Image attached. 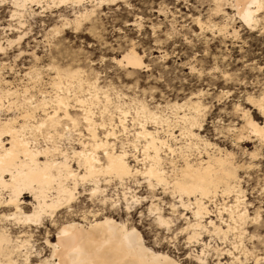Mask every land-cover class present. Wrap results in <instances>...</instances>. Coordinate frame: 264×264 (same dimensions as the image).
<instances>
[{
    "label": "rangeland",
    "instance_id": "1",
    "mask_svg": "<svg viewBox=\"0 0 264 264\" xmlns=\"http://www.w3.org/2000/svg\"><path fill=\"white\" fill-rule=\"evenodd\" d=\"M50 7L43 13L34 15L41 8L36 4L31 7L27 4L26 10L21 12V18L17 19L10 18L13 10L10 5L0 6V46L3 49L0 51V87L5 89L4 82H7V89H16L18 92L27 89L31 96V89L44 88V81L50 75L54 76L50 67H58L78 69L80 73H86L81 77L89 82L94 74H98L103 87L109 89L110 106L119 102L121 104L122 101L128 104L131 99L143 101L150 108L174 102L181 104L188 99L199 102L202 105L198 121L200 127L194 131L201 140L231 153L234 161L242 166L237 171V176L240 177L239 186L248 206V215L256 216L260 208L264 207L259 191L264 186V147L255 143L254 138L237 143L236 131L237 125H240L237 109L256 113L247 104V99H257L264 93V35L257 30L251 32L244 28L239 29L236 24L239 39L222 38L216 34L199 36L192 19H207L210 6L206 0H117L114 4L94 8L95 15L92 13L77 26L71 23L77 9L72 10L70 6L55 8L51 4ZM85 8L90 9L88 5ZM81 9L78 8L79 11ZM18 21H21V25ZM121 21L125 22L128 31L121 29L120 33L114 34L112 28L121 27ZM138 21L141 22V27L136 26ZM221 21V18L216 20L218 23ZM22 35L24 38L17 40ZM121 35L128 37L126 42L116 41L117 36ZM133 40L136 41L133 51L142 57V62L147 67L139 71L113 67V48L117 52L121 49L127 50L132 47ZM102 53L108 57L104 63H100ZM192 66L198 69L197 73L190 70ZM215 68L219 71H215ZM210 71L211 75L208 74ZM29 72L30 75L25 76ZM198 92L203 95L197 96ZM103 96L100 95L101 99ZM2 104L4 108L7 105L6 101ZM4 108L0 114L8 109ZM109 109L112 110L111 107ZM13 110L16 112L15 108ZM9 113L7 114L10 115ZM164 114L169 120H173L171 114ZM256 120L262 122L260 119ZM174 134L177 135V131ZM195 145L201 144L197 142ZM201 148L199 146V150ZM251 153L257 155L250 158ZM109 187L106 197L112 199L119 196V203L122 204L121 190L115 189L113 185ZM132 188L136 196H141V192L148 195L144 185H140L139 190L136 185H132ZM156 194L163 201L171 202L170 196H165L160 189ZM30 201L31 198L25 202ZM80 201L81 215L62 216L61 220H76L75 222L85 224L86 220H92L93 215L84 213L83 209L87 206L90 213L95 210L96 219L110 216L128 227H134L141 234L145 245L154 251L179 259L182 264H198L191 255L195 253L193 251L199 252L201 247L187 245L184 234L177 235L174 239V234L184 227L183 220L176 221V232L172 233L171 241L164 234L157 243L137 211L141 209L146 213L147 202L134 206L129 212L119 206L113 209L110 203L102 204L99 200L96 203L91 200L85 202L83 196ZM82 215L86 220H81ZM186 215L189 217L188 213ZM244 229L245 248L253 255H264V242L261 241L264 231H261L259 225L251 223H246ZM45 230H48L47 235ZM27 231L31 236L32 246L47 255L48 249L40 241L48 238L55 243V234L49 224L42 228L31 227ZM251 236L255 239L250 238ZM202 241L211 244L213 248H228V243L221 244L213 236L204 235ZM220 261L229 263L226 257ZM215 263V253L209 250L205 264ZM246 264L254 262L249 258Z\"/></svg>",
    "mask_w": 264,
    "mask_h": 264
},
{
    "label": "snow or ice",
    "instance_id": "2",
    "mask_svg": "<svg viewBox=\"0 0 264 264\" xmlns=\"http://www.w3.org/2000/svg\"><path fill=\"white\" fill-rule=\"evenodd\" d=\"M104 2L105 0H99L101 4ZM107 2L114 4L116 0H107ZM5 3L6 0H0V4ZM220 6L236 9V16L229 19L238 18L249 28L255 26V30L264 35V0H250L247 4L221 3ZM192 22L200 25L201 32L208 30L199 18H194ZM120 23L121 27L112 28L114 34L120 33L121 29L124 32L128 31L125 22ZM136 26L141 27V22L138 21ZM212 31L216 30L212 29ZM230 34L239 39L235 33ZM127 39L126 35H121L117 36L116 41L124 43ZM116 41L113 43L115 44ZM131 44V48L121 49L119 52L113 48L111 55L113 67L118 69H125L128 66L141 69L147 67L139 62V58L134 60L128 54L132 48H135L136 41L133 40ZM106 59L108 57L102 53L100 63H104ZM50 71L55 72V75H50L48 80L44 81V88L31 89L33 94L25 100L28 108L18 119L28 122L31 126L25 125L17 129L25 133L20 138L19 146L15 142L10 143L7 148L0 145V181H4L7 177V183L3 187L8 193L0 197V254L4 257L0 260V264H56L55 260L50 262L46 259H30L44 254L37 252L29 242L31 237L20 226L35 225L37 228H42L45 224H51L59 228V225L64 223L61 220L62 216L81 215L80 197L82 196L85 202L91 200L96 203L99 200L107 204L105 194L110 190L111 185L123 189L125 193L122 204L119 203V196L112 198L113 209L119 206L131 212L134 206L143 205L149 198L152 199L153 203L148 206L146 213L141 209L137 211L157 243L160 242L159 237L164 234L169 241L172 240V233L176 232L173 225L182 218L177 209L191 211L197 226L200 225L203 216L214 215V212H209L208 205L213 202L214 193L218 196L223 191L224 177H227L230 186V190L224 194L236 197L237 206L233 215L244 216V212L238 207L244 195L238 184L240 177L232 173L231 166L226 171L218 167H203V162L200 166H193L196 159L195 152L199 151V146L193 149L192 144L193 139L197 141L200 139L194 131L200 127L199 123H193L190 129L183 128L177 132L180 137L177 139L171 134L176 128L165 130L164 127V121L170 126L172 122L161 110L170 109V105L150 108L146 104H138L134 110L128 109L127 106L122 110L117 106L111 111L107 107L100 108V105L95 103L89 107V100L101 99L100 92L104 93L105 104L109 103V89L103 87L98 74H94L89 83L90 91L96 89L97 95L80 98L74 96L76 78L78 73L80 76L86 73H80L78 69L66 73H62L59 68H51ZM191 71L197 73L198 69L192 66ZM200 74L203 75L202 70ZM208 74L211 75V71ZM225 79L227 80L228 77ZM24 95L29 97V90L26 89ZM196 95L201 96L203 93L198 92ZM249 102L251 103V100ZM73 109L75 111H72ZM94 109L100 110L97 113ZM260 110L264 113V104ZM129 117H131V128L128 127ZM149 125H153L155 130L149 131ZM185 132L188 133L187 136ZM77 145L79 150L76 148ZM133 184L137 186V190L140 185H144L148 195L141 192V196H136L132 188ZM101 185L104 187L102 188ZM158 189H163L165 196L171 195L170 204L156 194ZM259 191L264 201V186L260 187ZM29 196L34 201L31 208L24 203ZM177 196L180 198L179 202ZM185 196L188 197L187 202ZM247 207L245 205V211ZM83 211L86 215L95 213L94 209L90 213L87 206ZM224 211L230 212L232 209L225 208ZM235 222L233 219L232 223ZM207 223L215 228L211 221ZM242 223L259 225L261 231H264V207L260 208L256 216H247ZM69 227L64 224L63 228H59L60 235L56 239L58 244L63 243L65 251L71 250L79 254L82 249L77 246L78 238L74 233L69 232ZM17 229L26 237L23 242L19 237L13 239ZM122 231L125 237L129 236L126 230L122 229ZM191 231L189 226H185L180 228L176 235ZM199 231L203 235L209 231V228L199 227ZM131 236L136 238L139 247H144V241L139 238L135 229H132ZM193 239L196 243L201 242L195 233L189 236L188 242L191 243ZM241 239L243 240V237ZM252 239L255 237L253 236ZM261 241L264 242V236L261 237ZM40 243L48 244V241L42 239ZM5 245L8 247L6 248ZM208 247L210 248L211 244ZM200 255L202 257L204 252L201 251ZM63 264H67V261ZM73 264H81V262L74 260ZM111 264H120V262H111ZM167 264H182V261L168 260ZM200 264H205V261L201 259ZM239 264L244 262L240 261ZM257 264H264V256L257 260Z\"/></svg>",
    "mask_w": 264,
    "mask_h": 264
},
{
    "label": "bare ground",
    "instance_id": "3",
    "mask_svg": "<svg viewBox=\"0 0 264 264\" xmlns=\"http://www.w3.org/2000/svg\"><path fill=\"white\" fill-rule=\"evenodd\" d=\"M117 1V0H116ZM210 6L207 19L205 21L200 20L204 27L208 29L207 31L201 32V27L199 24H195V27L197 28L199 36H203L204 34H210V35H218L222 38H235L230 33H235L238 35V32L236 30L235 25H239L240 28H244L248 31H255V26L253 28H249L247 25L243 24L238 18L237 19H229V17L236 16L237 10L231 7H221L220 4H231V3H241V4H247L250 2V0H206ZM10 5L13 10L11 11L10 18L16 17L17 19L21 18V12L26 10V5L29 4L30 7L32 4L38 5V7L41 8V11L38 13H35L34 15H38L43 13L46 9H50V4L54 6L55 8H59L62 6H70L72 7V10L77 9V11L74 13V18L71 23L75 24L76 26L80 23V21L87 19L94 11L95 9H98L102 6H105L109 4L107 0L103 4L99 3V0H6V3ZM5 4H0V6H3ZM14 4H18V7H14ZM44 5L46 8H44ZM90 7V9L85 8V6ZM78 8H82L81 11L78 10ZM74 12V11H73ZM30 13H34L33 11H30ZM198 18V17H196ZM221 18V22H216L217 19ZM193 21V19H192ZM21 21H18V24L21 25ZM66 23V22H65ZM68 25V24H67ZM212 29H215L216 31L213 32ZM238 29V30H239ZM25 35V34H24ZM22 36H18L17 40H20ZM24 38V37H23ZM199 38V37H198ZM0 49L1 46H0ZM134 60L136 58H139V62H142V57L137 55L133 49L130 53H128ZM144 64V63H143ZM50 68H58V67H50ZM60 69V68H59ZM125 69L129 70H142L139 67H133L128 66ZM145 69V68H143ZM216 69V68H215ZM62 70V73H66L69 71V69H60ZM191 70V69H190ZM75 72L76 70H71ZM80 71V70H79ZM55 75V72H53ZM27 75H30L29 73H26ZM26 76V75H25ZM30 77V76H29ZM31 77H33L31 75ZM35 77H38V73L35 74ZM37 80V79H36ZM81 80L83 81V85L81 86ZM89 81L84 80L79 73L77 74L76 78V91L74 92V96L83 98V96H91L95 97L97 95L96 89H92L90 91L89 89ZM5 89H2L0 87V112L2 108H4L3 104L4 101H6L7 105L5 108H8L5 113L0 114V145H3L4 148H7L10 143L15 142L17 146L20 144V138L25 135L24 132L18 131L17 129L20 127H23L27 125L30 127L31 125L28 124L26 121H22L18 119V117H21L24 115V111L27 110L28 106L25 104V100L30 98L25 97V95H21L22 92H25V89H23L22 92H18V90L7 87V82H4ZM21 95V96H20ZM99 95H104L103 92H100ZM104 97V96H103ZM102 97V98H103ZM119 97V96H118ZM250 97V96H249ZM110 100V99H109ZM251 100V103L249 102ZM130 105L125 104L123 101L118 104H111L108 103L107 105L104 102V99L99 100H89L88 106L91 107L92 104H99L100 108L107 107L108 109L111 107L112 109L115 107H121L122 110L125 109V106H127L128 109H135L138 104H146L143 101H136V100H128ZM135 102V103H134ZM247 104H249V107L253 109L256 113L250 112V110H238L237 109V120L240 123V125H237V143H243L245 141L250 140L251 138H254L255 143H257L260 147H264V113L261 112V106L264 104V93H262L257 99L248 98ZM170 105V109H162L161 111L163 113H169L171 116H173V120H171L172 124L171 126L167 123V121H164V127L165 130H170L171 127L176 128V131L179 132L183 128H191V125L193 123H200L199 117L200 112L202 109V105L199 102H193L191 99H188L187 101L179 104V103H172V104H166ZM148 106V105H147ZM178 106V107H177ZM4 108V109H5ZM15 108L12 111V109ZM155 108H159L158 106ZM100 109H94L97 113ZM110 110V109H109ZM11 111V113H9ZM72 111H75L74 109ZM9 113L10 115H8ZM202 114V113H201ZM119 114H117L118 116ZM202 117V116H201ZM110 119V117H109ZM168 120L170 118H167ZM256 119H260L262 122L257 121ZM15 122V123H13ZM118 122V121H117ZM130 123H128V127L131 128V117L129 120ZM115 125L113 124V127ZM149 131H154L155 128L153 125L148 126ZM236 130V129H235ZM9 133H12V135H9ZM175 132H172L171 134L173 136H176L177 139H180V137ZM188 133L185 132V136H187ZM197 137L198 134H196ZM200 138V137H199ZM197 142H200L202 146L201 150L197 151L196 153V159L194 161L193 166H200L201 162H203V167H218L221 168L222 171H226L229 166H231L232 173L237 176V171L240 167L233 159V155L231 153H226L220 148L216 147L214 144H211L207 141L199 139V141L193 139L192 148L195 149V144ZM197 147V146H196ZM77 150H79V146H76ZM256 150V148H254ZM257 155V153H251L249 154L250 158H254ZM234 162V163H233ZM239 176V175H238ZM7 183V177H5L4 181H0V197H3L7 195V191L3 187V185H6ZM238 184H240V180L238 181ZM135 185V184H133ZM115 189L116 186L113 185ZM240 188V186H239ZM121 190V198L123 201L124 197V191ZM162 193L164 194L163 189H160ZM230 186L227 182V177H224V186L223 191L220 195H216L214 193L213 195V202L208 205L209 212H214V215L210 216H203L200 221V225L197 226L196 221L194 220L193 213L191 211H184L183 209H177L178 212L182 211L184 213L181 214V220L184 221V227L189 226L192 231L189 233H181L186 236L185 242L189 246H200V251H193L195 252L192 256V259L200 264L201 259L206 261L207 253L209 250L213 251L215 253V264H239L240 261H243L244 264L251 258V260L254 262V264H257V260L261 257L258 255H253L252 252H250L248 249L245 248L243 245V240L246 237V231L244 229V226L246 223H242V221L245 220V218L248 215V210L245 211V205H247L244 201V196L241 199V203L238 205V207L241 209L242 212H244V216L240 215H233L235 212V206L236 205V197L235 195L229 196L225 195L224 192L229 191ZM241 190V188H240ZM134 191V190H133ZM242 191V190H241ZM136 195V194H135ZM172 202V197L169 194ZM106 197V194H105ZM31 198V196H29ZM108 200V203L112 205V199L110 197H106ZM177 202H179V196H177ZM185 202H187L188 197L185 196ZM148 203V206L153 203L152 199L149 198V201H145ZM171 202H168L169 204ZM227 202V203H225ZM25 205L28 208H31L34 201L31 198V201L26 203L24 201ZM41 203H43V200H41ZM102 204H105L101 201ZM195 203V202H194ZM103 206V205H101ZM146 207V210L148 208ZM225 208H231L232 211H224ZM126 209V208H125ZM127 210V209H126ZM189 214V217H186V214ZM257 215V214H256ZM95 214H93L92 220L87 221L85 216L82 215L81 220H86L85 224H81L79 222H75L74 220H68L64 221V223H61L59 225V228H63L64 224L69 225V232L74 233L77 240V246L82 249L81 253L76 254L73 253L71 250L65 251L63 243H59L56 239L58 235H60L59 228L54 227L53 225L49 224L50 229L53 230V234L55 237V243H52L48 240V244H45L46 248L48 249V254L43 255L40 257H30L32 260L36 259H46L48 261L55 260L56 264H63L64 261H67V264H73L74 260H79L81 264H105V262H120V264H124V262H127V264H167L168 260H176L170 257L169 255L161 252H156L153 249L147 247L144 243V247H139L136 238L131 236L132 229H135L134 227H128L123 222H118L111 218L110 216H102L99 219H96ZM73 217V216H72ZM235 219V223H232V220ZM211 221L212 224L215 225V228H212L207 222ZM223 221V223H221ZM175 224L173 225V227ZM31 227L37 228L35 225L27 226V225H21L20 228L24 230L25 233L28 234V231ZM199 227H208L209 231L205 232L203 235L200 234ZM45 228V227H44ZM182 228V227H181ZM49 229V228H48ZM122 229L126 230L129 233L128 237H125L124 231ZM235 229V231H234ZM242 229V231L240 230ZM180 230V229H179ZM178 230V232H179ZM46 234H48V230H45ZM136 234H138L139 238L143 240L141 234L135 229ZM195 233V235H198L200 238V243H196L195 239L192 240L191 243H189V236ZM180 234V235H181ZM29 235V234H28ZM209 236V237H215L218 240L221 241V244L228 243V248H218L217 246L208 247L209 243H205L202 241L203 236ZM30 236V235H29ZM176 234H174V239L176 238ZM17 237H19L20 241L23 242L25 240V236L21 234L20 230L17 229L16 232L13 235V239L15 240ZM31 237V236H30ZM243 237V240L241 239ZM252 238V236L250 237ZM231 240V242H229ZM31 243V241L29 240ZM195 244V245H194ZM33 245V244H32ZM7 248L8 246L5 245ZM201 251L204 252V255L201 257L200 253ZM38 253H42V250H38ZM53 253L55 255L53 256ZM231 254V255H230ZM264 256V255H262ZM190 257V256H189ZM224 257L229 260L225 263H220ZM4 257L2 254H0V260H2Z\"/></svg>",
    "mask_w": 264,
    "mask_h": 264
}]
</instances>
